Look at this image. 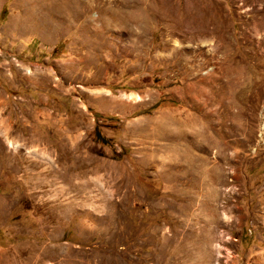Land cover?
<instances>
[{"label":"rangeland","instance_id":"rangeland-1","mask_svg":"<svg viewBox=\"0 0 264 264\" xmlns=\"http://www.w3.org/2000/svg\"><path fill=\"white\" fill-rule=\"evenodd\" d=\"M0 264H264V0H0Z\"/></svg>","mask_w":264,"mask_h":264},{"label":"trees","instance_id":"trees-1","mask_svg":"<svg viewBox=\"0 0 264 264\" xmlns=\"http://www.w3.org/2000/svg\"><path fill=\"white\" fill-rule=\"evenodd\" d=\"M96 135H97L98 139H100V140L104 141V138H103V136H101V134H100L99 132H97V133H96Z\"/></svg>","mask_w":264,"mask_h":264}]
</instances>
